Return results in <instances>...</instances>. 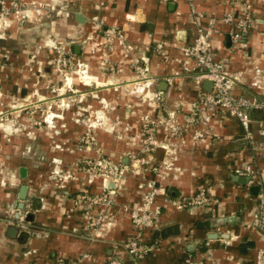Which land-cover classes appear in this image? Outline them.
Listing matches in <instances>:
<instances>
[{"label": "crops", "instance_id": "crops-1", "mask_svg": "<svg viewBox=\"0 0 264 264\" xmlns=\"http://www.w3.org/2000/svg\"><path fill=\"white\" fill-rule=\"evenodd\" d=\"M26 1L34 2L36 10L24 22L7 25L0 39V109L38 99L42 104L67 97L77 100L67 108L53 106L56 115L42 127H31L17 116L12 126L0 129V264H51L58 257L74 264H102L112 257L120 264H185L188 257L207 264H254L258 249H264V234L249 225L257 195L264 192V131L257 125L264 121V111L249 112L255 149L247 143L238 119L222 109L208 107L207 117L187 124L185 117L197 99L192 77L197 70L179 51L193 36L188 0ZM241 1L249 3L255 22L242 37V45L235 46L231 26L220 20L232 10L228 0H191L206 15L203 25L209 15L217 19L211 37L214 57L222 59L227 69L243 72L233 93L264 100V0ZM49 5L62 12L48 10ZM128 15L133 20L127 21ZM95 20L125 29L130 51L114 49L109 57L114 71L100 65L104 40ZM158 42L164 56L152 52ZM56 49L73 53L85 64V77L70 73L65 79L53 60ZM130 58L148 60L151 83H134ZM171 75L177 79L169 85L166 78ZM157 90L164 93L168 109L178 110L182 133L170 138L160 127L155 131L156 144L150 145L140 116L163 113L160 103L149 99ZM88 113L99 121L91 132L101 153L123 163L129 162L128 153H134L145 158L148 167H163L159 184L164 194L155 199L161 207L159 224L142 238L156 246L140 260H132L126 252L134 227L121 206L141 202L142 177L127 179L116 198L113 226L101 237L85 228L73 205L74 192L86 185L87 178L73 164L94 154L77 149ZM194 128L203 130L205 137L192 139ZM243 164L256 172L245 184L234 181L231 172ZM20 168L26 169L25 177H20ZM67 171L72 178L64 177ZM144 177L153 178V173L147 171ZM22 184L27 192L19 209ZM251 185L258 190L251 191ZM87 186L97 192L100 181L94 179ZM204 186H210L214 199L205 206L178 209L171 202ZM23 210L28 211L30 224L8 237L7 219L15 220Z\"/></svg>", "mask_w": 264, "mask_h": 264}, {"label": "built area", "instance_id": "built-area-1", "mask_svg": "<svg viewBox=\"0 0 264 264\" xmlns=\"http://www.w3.org/2000/svg\"><path fill=\"white\" fill-rule=\"evenodd\" d=\"M189 3V21L193 27V36L189 43L179 47V51L185 60L193 61V70H197L192 75L197 99L191 103L190 112L186 115L185 121L187 124L195 125L200 121V118L207 117L208 107H216L222 109L229 116L236 117L240 122L247 143L252 149H255L254 140L251 138V130L249 126V112L254 110L264 111V100L256 98L236 96L233 89L242 81L243 72L231 71L224 65L222 59L214 57L211 51V37L216 31L214 16L206 17V24L201 23V19L206 15L194 8L191 0ZM228 4L232 10L225 12L220 20L223 23L229 24L231 29L229 35L235 46L241 44V39L251 26L255 19L251 14L250 5L246 1L228 0ZM238 7V8H237ZM48 10L62 12L61 9L53 5H49ZM36 10L34 2L26 0H0V39L5 35V29L12 21L22 23L30 16V12ZM127 21L133 20L130 15L126 18ZM96 27L101 29L103 36L102 60L100 65H105L110 71L116 70V65L110 61L109 57L116 47H119L123 52L129 54V45L125 35V29L118 25L103 26L101 20H95ZM242 45V44H241ZM56 57L53 58L58 71L64 74L66 79L70 73H75L79 77H85L86 65L78 61L75 55L69 51L55 50ZM153 54L156 56H164L163 44L158 42L153 47ZM147 59L135 60L130 58L136 80L143 81L146 84L152 82V75L149 73ZM188 70L187 68H185ZM177 79V75H171L166 78L169 85H172ZM209 80L211 87L206 90L203 87V81ZM145 84V85H146ZM1 98V93H0ZM149 99L154 103H160L163 113L157 117L151 116L148 113L140 116V122L143 131L146 132L147 142L150 145H155V131L162 127L170 138L179 137L182 129L177 122L178 110L168 109L164 99V93L160 90L155 91ZM77 99L67 97L61 98L60 101H50L46 104L47 112L42 117L35 113L41 110V101L13 103L9 107L0 109V129H6L9 125L12 126L17 116H23L29 126L41 127L42 123L49 121V118L56 115L52 111V107L67 108L72 101ZM3 102L0 99V106ZM96 115V114H93ZM89 114L85 116L86 130L78 139L77 149L79 151H93L92 156L84 155L81 159L74 162V167L79 173L85 175L86 185L80 188L73 194V205L81 213L84 221V226L92 235L101 237L104 232L111 229L114 221L113 209L116 206V198L124 189L127 179L133 176L142 177L140 188L141 202L132 207L122 205L124 211L131 224L134 227V232L129 236L125 243V249L128 256L134 260H140L156 243H145L142 238L146 231L155 229L159 224V216L161 207L156 203V197L164 194V188L159 184L163 179V167L160 165L148 167L145 165V158L138 157L134 153H128L127 159L129 162H116L110 157L101 153L100 148L96 143L94 134L91 132L99 121ZM258 127L264 131V121H258ZM205 137L203 130L194 128L192 139L201 140ZM168 146V145H167ZM171 147V145H169ZM147 150V149H146ZM151 171L153 178H145V173ZM233 175L249 176L253 181L256 174L250 164H243L232 168ZM66 179L72 178L70 171L64 173ZM94 179H99L100 190L93 192L87 185L91 184ZM214 201L211 196L210 186L199 188L195 193L184 198L172 199L171 202L176 208L194 209L205 206ZM7 223L16 227H25L30 224L28 220V211L23 210L18 217L11 221L7 219ZM249 225L259 229L264 234V192L257 195L256 202L250 212ZM93 236V237H94ZM87 255L84 254L83 257ZM51 264H74L61 257L56 258ZM102 264H120V260L116 257L108 259ZM185 264H207L202 259H193L188 257L185 259ZM254 264H264V249H258Z\"/></svg>", "mask_w": 264, "mask_h": 264}, {"label": "water", "instance_id": "water-1", "mask_svg": "<svg viewBox=\"0 0 264 264\" xmlns=\"http://www.w3.org/2000/svg\"><path fill=\"white\" fill-rule=\"evenodd\" d=\"M203 87L206 90H209L211 87V82L209 80H204L203 81ZM25 172H26L25 168H20L19 169L20 177H25ZM232 179L238 183L245 184L250 180V177L249 176L232 175ZM250 189H251V191L256 192L258 190V186L257 185H251ZM26 192H27V185L22 184L20 186L19 192H18V198L20 199V201L18 202V208L19 209H22V207H23V204H24L23 201L26 199ZM5 231H6V233H7L6 235L8 237H13L18 231V227L14 226V225H7L5 228Z\"/></svg>", "mask_w": 264, "mask_h": 264}, {"label": "rangeland", "instance_id": "rangeland-1", "mask_svg": "<svg viewBox=\"0 0 264 264\" xmlns=\"http://www.w3.org/2000/svg\"><path fill=\"white\" fill-rule=\"evenodd\" d=\"M47 109V107H46V104H41V110H39L38 112H36L35 114L36 115H39V116H43V115H45L47 112H45V110ZM44 123H42V125H43ZM42 127V126H41Z\"/></svg>", "mask_w": 264, "mask_h": 264}]
</instances>
